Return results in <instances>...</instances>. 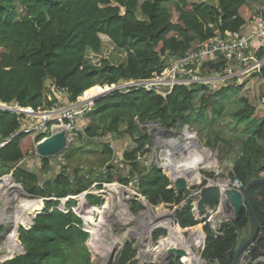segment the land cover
Returning <instances> with one entry per match:
<instances>
[{
    "label": "trees",
    "instance_id": "trees-1",
    "mask_svg": "<svg viewBox=\"0 0 264 264\" xmlns=\"http://www.w3.org/2000/svg\"><path fill=\"white\" fill-rule=\"evenodd\" d=\"M254 3L264 4V0H219L217 4L206 0H0V100L34 110H49L57 106L59 99L50 93L48 81L56 91L63 92L62 97L70 104L80 96L89 97L105 84L151 78L164 70L167 56L183 55L198 41L226 31H239L251 20ZM102 35L124 53L123 61L114 63L104 57L97 62L91 60V54L103 52ZM225 67L226 61L221 59L217 64L203 65L211 73L223 72ZM259 77L264 80V69ZM240 87L244 85L236 86L235 79L216 89L195 83L176 86L166 97L143 88L128 92L115 90L93 103L86 112L89 122L81 132L90 139L118 134L136 142V148L125 149L121 155L124 169L116 170L117 166L111 163L107 175L99 180L119 181L126 186L134 178L138 193L152 206L178 207L174 226L186 236L198 228L206 235L202 251L205 264H233L241 233L248 228L250 232L253 230L250 209L260 224V237L251 247L246 264L260 263L264 256V183L250 189L249 206L242 209L236 220L218 225L219 235L210 223L196 218L194 199L188 198V191L179 193L171 188L173 182L157 163L148 164L149 170L144 172L147 166L142 158L152 145L147 130L151 123L177 131L189 126L211 136L208 144L212 147L222 144L223 155L232 165L230 178H236L245 188L253 180L264 177L261 100L264 93H258L257 105L246 96L238 99L240 106L231 115L234 128L241 129V133L226 138L219 124L226 113L223 104ZM18 117L0 110V141L11 138L22 128ZM40 139L22 133L0 149V175L9 173L21 162L13 171L14 178L27 194L44 200V209L36 215L32 226L18 229L25 252L3 264H94L87 246L90 233L71 209L74 199L66 203L69 211L57 208L59 199L84 193L92 182L80 174L79 168L54 172L55 156H39L41 167L32 169L29 153ZM103 151L113 158L117 156L108 145ZM205 173L209 177L213 175ZM86 197L94 205L99 203L95 195ZM142 209L141 202L132 201V212ZM195 233L200 236L199 231ZM162 236H167L164 228L153 232L156 241L165 238ZM136 256L134 240L126 241L114 264H137ZM168 264L184 263L174 258Z\"/></svg>",
    "mask_w": 264,
    "mask_h": 264
},
{
    "label": "rangeland",
    "instance_id": "rangeland-1",
    "mask_svg": "<svg viewBox=\"0 0 264 264\" xmlns=\"http://www.w3.org/2000/svg\"><path fill=\"white\" fill-rule=\"evenodd\" d=\"M191 1H199V0H191ZM206 1L213 3V4L214 3L217 4V2L219 0H206ZM252 5H253L252 9H254L256 6L259 7V6L264 5V4L254 3ZM101 37H102V41H103V52L101 54H97V55L91 54L90 55L91 60L94 62H97V61H100L104 57V58L110 59L114 63H118V62L123 61L125 59L124 53L117 51V49H115V46L112 44V42L110 41V39L108 37H106L104 35H102ZM208 74L214 75L215 72H213V73L210 72ZM120 83H123V80H121L119 82V84ZM243 85H244V87H240L239 91H237V93L235 94L234 97L226 100L223 104L226 108V113H225L224 117L220 118L219 124L222 127L223 134L225 135L226 138H231L232 136H235V135L241 133V129L234 128V125L232 124L233 118H232L231 112L240 106L238 99L242 96L247 97V95H248V93H246V90H244L246 83L241 84V86H243ZM261 85L262 86L256 85L255 89H253L252 87L248 88V90L251 92V94L249 95V98L251 99V103L254 105L259 104L257 102L258 101L257 100L258 93L259 92L264 93V85L263 84H261ZM218 86L219 85H215V86L212 85V86H210V89H212V88L216 89ZM103 88H105V86ZM54 91H56L55 88H54ZM56 93L58 95V91H56ZM81 97L82 96L79 97L80 101H82ZM199 97H200V94L197 96V99H196V104H197L196 107H198ZM78 101H79V99H78ZM91 101L86 100L85 102L87 103V102H91ZM61 104H68V103H66L64 101V99L61 98ZM61 104H59V106H57V107H61ZM87 105H88L87 107L90 108V107H92L93 104L87 103ZM262 105H264V104H262ZM40 111H44V110H40ZM85 117L83 118L80 116H76L74 119L75 125L81 130H83L84 127L86 126L85 122H87V120L85 119ZM82 122H83L84 126H81ZM159 127L160 126L156 123H151L148 125L147 132L151 136L152 145H150L151 146L150 151L148 153H145V155L142 158V159L146 160V166H147L146 169L144 170V172H147V170H149L148 164H151L152 162H155L158 164V162H159V166L162 168L163 172L166 175L171 176L172 170L171 169H165L166 164L167 163L169 164V162H172V160L170 161L168 155L171 154L172 158L176 159V161L177 160L179 161L181 159L182 155L187 153V152L185 153V151H182V148H184L182 146L185 144V142H184L185 136H184L183 132H185V130L188 129L191 132V134H193L195 136V139L197 142H199L200 146L202 148L210 151L211 156L208 159V162H210V163L213 162L211 165L205 166V165H203L204 161L203 160L200 161V164H201V168H200L201 172L200 173L202 176H200V175L197 176V180L194 181L193 185H191L190 188L187 190L189 192L188 198H190V197L193 198L194 202H195L196 197H197L196 194H197L198 190L200 189V186L205 181H207V183H212L214 181L218 182V180L220 178H224V177L229 176L232 165H231L230 161L223 155V152L221 150L222 144H219L216 147H212L208 144V139H211V136H208L205 133H198L194 127L189 128V126L187 129H186V127H183L181 130H179L180 134H178V135H175L174 133H170L168 131H161L160 132L158 130ZM211 130H212V128H211ZM212 133H213V131H212ZM209 135H211V134H209ZM175 139H176V141H179V143H181V145L178 146V145L170 142V141H174ZM107 145L110 147V149L115 150V153L117 154V156H115L116 158L115 157L113 158L112 155H108V154L104 153L103 150ZM136 147H137V144L135 141H133V139H131L129 137H121L118 134L117 135L116 134L115 135L106 134V135H104L103 138L101 137V139H94V138L90 139L87 137L86 134H84V138H79V137L76 138L73 142H71L70 146L64 150L65 152L63 151L64 153H62L61 155L59 154V155L55 156V159H53V161H54V165H56L57 169H55L54 172H56V173H57V171L59 173L63 172L64 168H66L67 170L79 168L80 174H82V176H84V178L86 180H89L92 182L89 189H87L85 192L89 193V191L92 189L91 194L95 195L97 198L100 199L99 203H97L95 206L100 208L101 206L106 204L107 194H108V196H111V199L113 201L115 199H117V197H118V194L111 192V189H109V187L112 184H119V185H124V184H121L119 181L106 182L105 180H102V179L99 180V178L102 176L104 179V177L108 173L107 166L110 165L111 163H114L117 166L116 170L124 169L125 166H124V164L122 162V158H121L122 153L124 152L125 149H134ZM146 147H148V145ZM185 149H188V148L185 147ZM167 160H168V162H167ZM37 165L38 164L33 163L32 169L38 168ZM124 172L125 171H123V172L120 171L119 173L122 174ZM205 172L212 173L213 174L212 177L207 176ZM9 174L11 175V174H13V172L11 173V171H10ZM135 182H136V180L134 178H132L130 184L126 185V186H127V188H129L131 190L137 191L136 193L138 194V185H135ZM100 190L105 191L104 195H102L103 193H100ZM123 190L121 189V195H123ZM95 192H97L98 194H95ZM109 192L111 195L109 194ZM24 193H26V192L24 191ZM137 194L135 196L131 197V199H128L126 202V204H128L129 213L132 214V218H126L125 215L123 216V214H124L123 212L120 213V216L122 219H115V221L110 226L109 233L106 234L104 237L106 239H108L109 241H111L112 238H114L115 240H117V242L119 243L121 248L124 246V243L126 241L134 240V247L137 250V256H136V258L138 259L137 264H142V262L147 263V262L154 261V260L158 259V258H152V256L155 255L156 250L158 251V249L161 247V241L165 240L169 234H168V230H166L167 236L165 238H162L161 240L158 239L157 241L154 240L153 239V232L156 229H159L162 227L155 226L151 232H148L146 229L147 225H145L148 223L145 220H142L140 218V216L142 214L143 215L150 214V210L144 206V209L139 210L137 213L131 212L132 211L131 210L132 201L136 200V201H139L143 204V199ZM86 195H89V194H86ZM73 197L74 198H72V199H74L75 203L73 204L71 209L74 212H76L79 217H81L84 225H85V223L87 225H91V222H89V220H86L82 214H81L82 215L81 216L77 212V208L80 206V203L82 202L81 198H84L86 203L89 204L88 198L86 196L84 197V195H77V196H73ZM24 198L31 199V200H38L39 199L37 197L31 198V197H28L26 194L23 195L22 193H18L16 189L12 190L11 192L5 193V194H0V258H2L4 256L3 259L0 261V264H3L6 261V259H10L12 257H15L18 254H21L20 250H16V251L11 253L8 251L7 247L5 246V240H6L5 237H7V231H8L7 227H10L9 228V230H10L13 228V226H12V224H8V222H5L7 217L4 218L1 216L4 213L6 216L11 217L10 218V220H11L13 215L15 214L14 206L17 205ZM70 199L71 198L66 200V203ZM62 201H60V202H62ZM39 202H40V200H39ZM42 202H41V204H42ZM194 202H193V206H194ZM59 206H60V203L57 205V207H59ZM161 207H164L170 213L173 212V210H174V209L169 208L165 204H161L159 206H151V208L153 210L152 213L154 214L156 212V210H155L156 208L159 209V211L162 210ZM43 209H44V204H42L41 212L43 211ZM115 210L113 212H115ZM194 213L197 214L195 210H194ZM37 214L31 215V217H30L31 222L29 221V223L27 222V224H24V225L19 224V226H17V227L19 228L20 226L24 227V226H29V225L32 226L31 223L34 220V216ZM165 216H166V214H165ZM227 216H229V214L219 215L215 221H210L211 226L216 227L222 221L227 220V218H226ZM93 217L96 220L95 222L97 223L99 218H100L99 213L95 212ZM173 218L174 217H173L172 213L167 215V219L169 221L173 222ZM106 219L112 220V217H108ZM172 222H171V224H172ZM173 227H174V224H173ZM198 229L201 230V228H198ZM133 232H134V234H133ZM203 234H205V233L203 232ZM250 234L251 233L248 232V235H250ZM17 237L19 240V234H17ZM183 237H186V235H184ZM91 239L92 238L90 236V239L88 240V243H89L88 248L91 252L93 263L94 264H96V263L100 264V260L98 261L95 254L93 253ZM19 242H20V240H19ZM178 246H180V245H178ZM202 247H203V240L201 242H199V244L197 245V250L201 251ZM146 250H150V252L147 253L146 255H144V251H146ZM149 258H152V259L150 260ZM259 264H264V262H261Z\"/></svg>",
    "mask_w": 264,
    "mask_h": 264
},
{
    "label": "built area",
    "instance_id": "built-area-1",
    "mask_svg": "<svg viewBox=\"0 0 264 264\" xmlns=\"http://www.w3.org/2000/svg\"><path fill=\"white\" fill-rule=\"evenodd\" d=\"M221 55H223V57H221ZM220 59L226 61L224 71L209 75V70L203 68L204 63L212 62L213 64H217ZM164 64V70L160 73H154L151 78L123 79V83L120 84V81L111 85L105 84L104 86L107 89L105 91L109 90L108 93L115 90L128 92L133 89L143 88L148 91H155L166 97L176 86H191L195 83H202L209 86L223 85L227 83L228 80L231 81L233 79H235L236 86H239L244 84L246 80L252 76H258L259 81L264 85V80H261L259 77V74L264 69V5L259 7L256 6L253 9L251 20L239 31H227L223 35H215L211 39L198 41L191 50L183 55L175 54L167 56ZM62 94V91H58V96H62ZM261 100L264 103V95L261 97ZM90 104H93V102L91 101ZM87 106V103H85V106L80 109L79 101H77L68 106H56L49 110L40 111L34 110L31 107H23L18 103L11 105L0 100V110L19 115L18 119L22 127L11 138L0 141V149L10 143L12 138L22 133L32 134L35 138L41 137L40 140H42L50 136L61 126H65L67 129V139L71 143L78 138L79 134L83 131L75 125L74 119L77 115L83 113L85 109L88 108ZM158 130L160 132L164 131L163 128L160 127ZM81 135V138H84V134ZM40 140L36 141L35 147ZM35 147L30 151L28 160L31 161L32 167L33 163H35L38 164L37 166L40 168L42 162ZM19 164L13 168L11 173ZM9 173L0 175V194H5L16 189V187H10L9 184L5 183L9 178L12 179L16 185H20V188L24 191L22 184L18 183L16 179H14L13 174L10 175ZM229 185L239 189L243 188V184L238 180L231 181ZM120 186L122 187V185ZM17 192L19 193V191ZM104 192V190H100V193H103L102 195H104ZM85 193L91 194L92 189L89 193ZM95 194L98 193L95 192ZM71 197L73 196L59 199L63 201L60 202V206L57 208L63 211H69V208L66 206V200ZM39 199L41 200V198ZM31 224H33V222ZM24 227L30 228L31 225ZM18 229L17 227V234H19ZM204 243L203 239V247ZM254 245L255 243L247 248L245 251L247 255H250L251 247ZM203 247L202 250H204ZM261 262H264V256L260 258V263ZM246 263L247 261L242 260L241 264Z\"/></svg>",
    "mask_w": 264,
    "mask_h": 264
},
{
    "label": "bare ground",
    "instance_id": "bare-ground-1",
    "mask_svg": "<svg viewBox=\"0 0 264 264\" xmlns=\"http://www.w3.org/2000/svg\"><path fill=\"white\" fill-rule=\"evenodd\" d=\"M105 90H107L106 87L94 91L89 97L85 99L81 98L82 104L84 105V103H86L85 102L86 100L87 101L93 100L94 98L105 92ZM43 115H47V114H43ZM184 136H185L184 137L185 144L182 146L184 147L182 148V151H185V153L186 152L187 153L183 154L179 161L178 160L176 161V159L172 158L170 154L168 156L170 161L172 160V162H169V164L167 163L168 165L166 163L165 164L169 169L172 170V174L175 177L177 175H184L187 178L189 184H192L194 181L197 180V176L199 175L202 176L200 173L201 172L200 161L203 160L204 161L203 165L205 166H209L213 162L212 163L208 162V159L211 156L210 151L199 146L193 134L186 132ZM171 142L178 146L181 145V143H179V141H176V139ZM185 147H187L188 149H185ZM228 182L229 179L222 180L223 184L227 185ZM5 183L9 184L10 187H16L19 193H22L23 195L26 194L20 188V185H16L12 179L9 178V180L6 181ZM109 189H111V192L118 194L117 199H115L114 201L111 199V196H108L107 194L106 204L98 208L96 206L87 204L85 199L80 197L82 202L80 203V206L77 208V212L80 215L82 214L86 220H89V222H91V225H88V230L92 234V239H91L92 249L97 260L98 261L100 260V264L102 260L108 257L109 253L113 249L114 243L117 242V240H115L114 238H112V240L109 241L104 236L109 233L110 226L115 221V219H122L120 213L123 212L124 213L123 216L125 215L126 218H132V214L129 213L128 204H126V202L128 199H131V197L137 194L136 193L137 191L131 190L129 188H125L128 191V194L126 196L121 195V189L123 190V188L118 184H112L109 187ZM14 208H15V214L13 215L11 220H10L11 217L6 216L4 213L1 216L4 218L7 217L5 222H8V224H12L13 226V228L10 230H9L10 227H7L8 228L7 237H5L6 238L5 246L7 247L8 251L11 253L16 250L22 249V246L17 237V231H16L17 226H19V224L24 225L27 224V222L29 223L31 215L37 213L39 214L41 212L42 204L41 202H39V199L31 200L24 198L17 205H15ZM148 208L150 210V214L147 215L142 214L140 216L142 220H145L148 223L145 224L147 225L146 228L147 231L151 232L155 226L157 227L165 226L169 234L165 240L161 241V247L158 249V251L156 250V254L153 255L152 258H158L159 253L164 251L168 245L172 244V245H180L181 247L187 249V251L190 252L189 256L184 257L186 259L185 260L186 264H205V261L200 256V252L197 249H196L197 251L191 250L192 247H196L199 244L200 240L202 241L204 239V234L200 229H196L188 236L183 237L184 234H182L177 227L175 226L173 227V224H171L172 221H169L167 219V215L171 214L169 211H167L164 207H161L162 210L159 211V209L156 208L155 209L156 212L153 214L152 208L150 207ZM114 210L115 212H113ZM95 212H98L100 216L97 223L95 222L96 220L93 217ZM108 217H112V220L106 219ZM196 231H199L200 236L197 233H195ZM149 252L150 250L144 251V255H146ZM3 257L0 258V261L3 259Z\"/></svg>",
    "mask_w": 264,
    "mask_h": 264
},
{
    "label": "water",
    "instance_id": "water-1",
    "mask_svg": "<svg viewBox=\"0 0 264 264\" xmlns=\"http://www.w3.org/2000/svg\"><path fill=\"white\" fill-rule=\"evenodd\" d=\"M221 57H223V55H221ZM108 92L109 90L103 92L102 94L94 98L92 102L94 103L99 98L107 95ZM185 127L186 129L188 128V126H185ZM163 130L168 131L170 133H174L175 135L180 134V131H177V130H166L164 128ZM186 132L191 133L187 129L185 130L183 134L185 135ZM70 144L71 143L67 139V129L65 128V126H61L57 128L50 136L40 140L36 144L35 148L40 157H54V156L61 154L65 149H67L70 146ZM197 144L200 146L199 142H197ZM158 165H159V162H158ZM165 169H169V168L166 166ZM168 177L173 182V184L171 185V188H174L179 193L187 191L190 188V186L193 185V183L189 184V182L187 181V178L184 175H177L175 177L172 174L171 176H168ZM225 179H229V182L227 183V185L222 183V180H225ZM236 180H237L236 178L232 180L230 176H228V177L220 178L218 182L214 181L212 183H206L204 186H202L199 189V192L196 194L197 197H196V201L194 202V210L197 213L195 214L196 218L206 223V222H210V220H216L219 215L229 214V216L226 217L227 220H236L240 212L242 211V209L245 208L246 206H249L248 195H249L250 189L257 184L264 183V177L253 180L243 189L229 186L230 181H236ZM135 185H138L137 181L135 182ZM122 188L124 189L123 195L126 196L128 194L127 190H125L126 186L122 185ZM86 194L87 193L84 192L81 195H84L85 197ZM27 195L29 197H33L29 194ZM137 195H139L143 199V204L145 207L151 208L152 205L145 199V197H143L139 193ZM71 198H74V197H71ZM42 200L43 199L41 198L40 202H42ZM89 205L94 206L90 202H89ZM177 208L178 207H175L173 212H171L173 217H174V214ZM250 214H251L252 221H253V230L250 232V229L248 228L247 233L250 232L251 234L237 248L233 264H240L242 260L248 261L250 256L247 255L245 251L247 250L248 247L253 245V243L258 241V238L260 237V224L257 218L255 217L252 209H250ZM83 227L87 232L90 233V231L88 230L87 224L85 225L83 224ZM158 227H162L167 230L165 226H158ZM90 236L92 238L91 233H90ZM204 236H205L204 237V242H205L206 235L204 234ZM162 237H165V236H162ZM21 246H22V249L20 251L21 253H24L25 249L22 244ZM87 246H89L88 242H87ZM120 249H121V246L119 245V243L115 242L113 249L109 253L108 257L102 260L101 264H114L117 254ZM196 249L197 247L191 248L192 251H197ZM202 251H199L201 257H202ZM189 254L190 252L187 251V249L181 246H178V245L170 244L165 248L164 251L159 253L158 255L159 257L157 261L160 264H168L174 258H178L182 260L184 264H186L185 261H183V258L189 256ZM149 259L151 260L152 258H149ZM7 260L9 259H6V261Z\"/></svg>",
    "mask_w": 264,
    "mask_h": 264
},
{
    "label": "crops",
    "instance_id": "crops-1",
    "mask_svg": "<svg viewBox=\"0 0 264 264\" xmlns=\"http://www.w3.org/2000/svg\"><path fill=\"white\" fill-rule=\"evenodd\" d=\"M246 85H245V88H244V90H246V93H248V95H247V97L249 98V95L251 94V92L248 90V88H250V87H252L253 89H255V86L257 85V86H262L261 85V83H260V81H259V78H258V76H252V77H249L247 80H246ZM47 87L50 89V93H54L57 97H58V99H59V103L57 104V106H59V104H61V98L62 99H64V101H66L67 100V98H63L62 96H58L57 95V93H56V91H54V85H52V83L50 82V81H48L47 82ZM258 90V89H257ZM249 100L251 101V99L249 98ZM79 103H80V109H82L84 106H85V104L83 105L82 104V101H80V98H79ZM72 103H70V105H71ZM69 104H61V106H68ZM91 108H87V109H85V111L83 112V114L82 115H80V117H85L86 116V112H88L89 110H90ZM81 119V118H80ZM85 119L87 120V122H85L86 123V125L88 124V122H89V117L88 116H86L85 117ZM81 126H84L83 125V122H82V124H81ZM44 202H42V204H43ZM94 205V204H93ZM95 206V205H94ZM76 213V212H75ZM77 214V213H76ZM211 221H215V220H211ZM210 224H211V222H209ZM219 225V224H218ZM218 225L216 226V227H213V229L216 231V233L217 234H219L220 235V232L217 230V227H218ZM249 235H248V233L247 232H245V231H243L242 233H241V241H240V244H242V242L245 240V239H247V237H248ZM239 244V245H240ZM150 262H152V263H158V264H160L157 260H154V261H150ZM143 263V262H142ZM147 263H149V262H147ZM242 263V261L240 262V264ZM145 264V263H144Z\"/></svg>",
    "mask_w": 264,
    "mask_h": 264
}]
</instances>
